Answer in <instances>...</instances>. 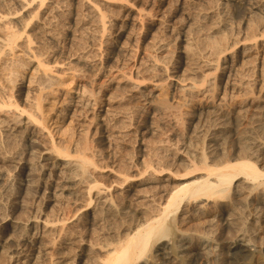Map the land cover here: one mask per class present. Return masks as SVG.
<instances>
[{
	"label": "bare ground",
	"instance_id": "obj_1",
	"mask_svg": "<svg viewBox=\"0 0 264 264\" xmlns=\"http://www.w3.org/2000/svg\"><path fill=\"white\" fill-rule=\"evenodd\" d=\"M107 1L0 0V60L3 55L14 56L11 64L2 65L6 74L0 72L6 77L3 81L0 76V195L5 199L13 192V169L21 165L20 169L27 173L23 189H29L30 178L33 180L34 174H40V189L49 190L51 203H60L62 209V216L54 217L37 211L30 228L16 226L15 231L20 232L16 234L19 236L17 247L20 246L16 253L22 257L25 253L20 251H24L27 244H32V248L26 256L28 260H20L12 252L8 254L9 264H64L58 260L66 253L56 249L69 241L72 243L66 251L65 264H162V261L206 264L208 258L220 250L237 260L253 257V245L250 246L254 240L249 239L253 228L243 231L240 241L221 246L213 243L212 234L211 238L202 237L204 229L196 228V233H187L182 227L193 215L210 213L206 207L215 212L213 220L204 221L209 224L206 230L212 229V232L215 226L220 229V226H230L237 207H231L224 200L232 189L237 193L240 189H250L256 191L263 203L258 213L253 211L259 214L255 223L261 228L264 222V164L259 168L260 163L258 165L255 159L264 160V97L251 98L246 103L244 99L243 106L236 109L230 106L231 110L225 111L223 105L216 104L220 100L216 102L213 93L210 99L214 106L186 111L184 106L172 105L162 96L163 99L151 104L149 93L133 91L148 82L162 85L178 76L175 54L179 47L175 41L179 38L183 40L184 56L189 64L198 67L201 61L210 66L214 63L216 72L223 54L241 41H256L259 35L264 36L263 16L258 18L261 8L257 2L253 3L255 0H208L207 4H203L206 0L201 4L198 1L202 0H191L193 5L187 8L184 5L190 3L187 0H181L184 4L174 0L172 8L169 7L171 0H143L140 9L133 14V9V12L124 13L112 7L113 0ZM119 1L135 6L130 0ZM179 2L188 12L184 19L175 16ZM213 8L217 9L213 11ZM114 18L122 19L119 28L122 33L111 43ZM229 19V24H222ZM130 21H137L138 26ZM242 23L246 27L241 29L244 36L238 31ZM16 49L25 51L28 59L34 62L29 82L39 83L37 94L30 97L28 92L26 100L17 95L21 90L15 91V83L19 74L25 78L28 69L25 67L31 63L15 58ZM239 52L240 55L246 53V49ZM238 54L233 52L231 56L237 58ZM38 73L42 74L39 75L42 79L36 81ZM52 74L59 78L55 79ZM208 77L203 74L189 77L190 88L203 87L209 83ZM185 78L188 80L187 76ZM171 81L169 86H172ZM73 84L81 85L74 91L80 96L78 100L73 95L71 99L68 97L61 112L63 118L67 114L75 119L76 137L68 140L69 143H58L47 126L43 103L50 94L57 93L54 87ZM174 95L177 96V92L171 98ZM24 115V121L19 120ZM23 123V127L18 126ZM44 130L49 139L38 141L35 133ZM62 159L68 160L63 162ZM240 178L250 185L244 187L238 182ZM4 199L0 202L1 214L4 213ZM225 207L231 210L228 208L230 213L222 217L221 210ZM219 212L217 226L214 221ZM79 213L82 214L78 216ZM44 215L46 218L40 223ZM72 219L76 229L69 226L64 229ZM188 227L190 231L191 224ZM76 237L79 240L76 241ZM5 251L9 250L0 252ZM259 264H264V260Z\"/></svg>",
	"mask_w": 264,
	"mask_h": 264
},
{
	"label": "rangeland",
	"instance_id": "obj_2",
	"mask_svg": "<svg viewBox=\"0 0 264 264\" xmlns=\"http://www.w3.org/2000/svg\"><path fill=\"white\" fill-rule=\"evenodd\" d=\"M101 1V3H108V1L107 0H99V2ZM104 1V2H103ZM130 1H132L131 2V4L132 3H135V6H131L129 3H126V2H124V1H119V0H113V1H111L110 3L111 4H113L114 6H112L113 8H117V9H120L121 11H124V13L127 11V12H129V10L130 11H132L131 9H133V14L134 13H137V11L140 9V6L142 5V3L143 2H145V1H143V0H139V3H138V0H130ZM143 1V2H142ZM168 1H170V0H168ZM174 0H171V2L169 3V7L170 8H172V5H173V2ZM183 1V0H182ZM182 1L180 0V2L182 3ZM188 2H190V3H187V5L186 4H184V2L182 3V4H184V5H182L180 2H179V4L176 6V9L175 10H177L176 11V14H175V16L176 17H178V18H180V19H184L183 17H187V10H185V8H187L188 6H190L191 5V0H187ZM254 1V0H253ZM259 1V2H258ZM204 2V0H202L201 2L200 1H198V3H203ZM255 2H257V4L259 5V7L261 8L260 9V11H264V4L262 5V2L264 3V0H255L253 3H255ZM138 5H137V4ZM141 3V4H140ZM208 3V0H206L203 4H207ZM225 3V2H224ZM232 4H234V2H231ZM260 3V4H259ZM119 4V5H118ZM189 4V5H188ZM219 4V3H218ZM218 4H215L216 6L218 5ZM104 5V4H103ZM123 6V8H122V6ZM140 5V6H139ZM143 5H145V3L143 4ZM183 7H182V6ZM192 5H193V3H192ZM215 5H213V6H215ZM117 6V7H116ZM119 6V7H118ZM121 6V7H120ZM125 6V7H124ZM139 6V7H138ZM111 7V8H112ZM127 7H128V9H127ZM178 7V8H177ZM185 7V8H184ZM127 10H126V9ZM180 8H182V9H180ZM124 9V10H123ZM217 8H213L212 10L214 11V10H216ZM219 10H220V7L218 8ZM179 10V11H178ZM136 11V12H135ZM183 11V12H182ZM180 12H182V13H180ZM262 12H259V16H258V18L259 17H262L263 16V19L262 18H259V19H262V20H264V13H262ZM179 13H180V15H181V17H180V15H179ZM184 13V14H183ZM212 14H213V12H211ZM258 13V12H257ZM179 15V16H178ZM183 15H186V16H183ZM257 16V15H256ZM114 20H116L115 18L113 19V21ZM121 22H120V21ZM178 20V19H177ZM115 22V23H114ZM112 24H114L113 25V28L114 29H112V35H114V36H111L110 37V42L112 41L113 43H114V41H115V39L118 37V36H120V34L119 33H122L121 32V30L119 31V28L121 27V25H122V19H117L116 21H114ZM117 22V23H116ZM228 22H230V19H229V21H226V22H224V23H222L223 25H226V24H229ZM130 23L131 24H133V23H137L136 25L138 26V22L137 21H130ZM238 23V22H237ZM243 24V23H242ZM242 24L240 25H238V26H240V30H238V31H241L240 33H242L241 35L242 36H244V32H243V30H241V29H244V24H243V26H242ZM115 25H117V26H115ZM120 25V26H119ZM119 26V27H118ZM116 27V28H115ZM131 28H132V26H131ZM239 28V27H238ZM246 28V27H245ZM135 29V32H136V27L134 28ZM133 29V30H134ZM246 31L248 32V30L246 29ZM115 33V34H114ZM242 36H241V38H242ZM179 39H180V41H179ZM177 41H175V43H178L177 44V48L179 49H177V51H176V54L178 55V56H176V54H175V58H176V68L178 67V69L176 70L175 69V74H176V76L177 77H172V78H170L169 80H168V82H166V83H164V84H153V83H151V82H148V83H146V84H143V85H141L138 89H136L135 91H133L134 93H137L139 90H141V92L142 93H144V92H146L145 94H150V99L152 100L151 101V104H154V101H158V100H161V99H163V98H166V99H168L169 101H170V103L172 104V105H174V104H176L175 106H178L179 104L180 105H182V106H184V109L186 110V111H189V110H198L199 108H201V107H212V106H214L213 104H212V99H210V97H211V95L214 93V95H215V97H216V102L218 101V100H220V101H218L216 104L218 105V104H221V106L223 105V109L225 110V111H228V110H231L230 108V106H232V109H236V108H238V107H241V106H243L246 102H248L249 100H251V98L252 99H257V98H260V97H264V36L262 37V36H258L257 37V40L256 41H241L237 46H235V48L234 49H232V50H229L228 52H226L225 54H223L221 57V60H223V61H221L220 62V68H219V70H217L216 72H215V67L214 66H216L214 63H211V66H210V64H208V63H205V61H201V62H199L198 63V67H193L194 65H191V63L189 64V60H187V59H185L186 57L184 56L185 54H184V43H183V40H181L182 38H179ZM244 39V38H243ZM242 39V40H243ZM111 42V43H112ZM183 43V44H182ZM181 45V46H180ZM246 49V53H243V54H241L240 55V52L239 51H242V49ZM239 53L238 54V56H237V58L234 56L233 58H232V53ZM27 53L25 52V51H22V50H20V49H16V51H15V58H22V59H20V60H25L24 62L25 63H31V65L29 66V67H25V68H28V69H26L25 70V78L24 77H22L21 78V76H20V74L18 75V78L16 79V83H15V85H16V88H15V91H18V90H21V94H18L17 93V95H22L21 97L22 98H24V100H26V95H27V93L28 92H30V97L34 94H37V91H39V83L37 84L36 82L35 83H30L29 81V79L30 78H28L29 77V74H30V72L33 70L34 71V65H33V61L32 60H30V59H28L29 57H28V55H26ZM230 54V55H229ZM11 55V54H10ZM9 54H8V56H5V55H3L2 56V59L0 60V66H2V65H4V64H6V65H9V64H11V60H13L14 59V56L12 55V56H10ZM18 55V56H17ZM10 56V57H9ZM17 56V57H16ZM180 56V57H179ZM228 56V57H227ZM243 56V57H242ZM9 57V58H8ZM12 57V58H11ZM177 57H179L178 59L179 60H177ZM230 59H231V61H230ZM7 60H10V61H7ZM208 60H212V59H208ZM249 60V61H248ZM253 60V61H252ZM2 61V62H1ZM4 61L6 62V63H4ZM179 63H178V62ZM224 61L225 62H228L229 61V63H224ZM254 62V63H253ZM185 63V64H184ZM201 64V65H200ZM248 64V65H247ZM6 65H4V66H6ZM203 65V66H202ZM209 65V66H208ZM223 65V66H222ZM245 65H247V66H245ZM4 66H2V68L0 69V72L2 73L3 72V69H4ZM186 66V67H185ZM191 66V67H190ZM200 66H202V68L203 69H200L201 67ZM205 66H206V68H205ZM237 66V67H236ZM174 67V66H173ZM189 67H190V71L188 72V69H189ZM185 68H187V69H185ZM194 68H196L197 69V71H196V69H194ZM205 68V69H204ZM208 68V69H207ZM212 68V69H211ZM230 68H232V69H230ZM22 69V68H21ZM20 69V71H24V69L23 70H21ZM211 71H210V70ZM231 70V71H230ZM233 70V71H232ZM30 71V72H29ZM32 71V72H33ZM182 71V72H181ZM234 71H235V73H234ZM185 72H187L186 74H185ZM247 72V73H246ZM0 73V76H1V79L4 81H6V77H5V75H3V74H6V72H3V74H1ZM237 73V74H236ZM28 74V75H27ZM174 74V75H175ZM184 74V75H183ZM197 75V76H201V74H203V75H209L210 76V78L208 77V80L207 81H209V83L207 84H205L203 87H201V88H194V87H192V88H190L191 87V85L190 84H192L191 83V81L189 80V77H192L193 75ZM239 74V75H238ZM27 75V76H26ZM42 75L41 73H38V75L36 76V81H37V79H39V80H41L42 78L40 77V76ZM53 75V74H52ZM52 75H51V77H52ZM219 75V76H218ZM246 77H245V76ZM4 76V77H3ZM53 76H55L56 78L55 79H57V78H59L57 75H53ZM188 77V80H186V78L185 77ZM239 76H241V77H239ZM250 78H249V77ZM38 77V78H37ZM184 77V78H183ZM214 77V78H213ZM219 77V78H218ZM5 78V79H4ZM52 78H54V77H52ZM221 78H223V79H221ZM233 78V79H232ZM241 78V79H240ZM184 79V81H186V82H182V80ZM38 80V81H39ZM44 80V79H43ZM172 80V81H171ZM219 80V81H218ZM169 81H171L170 82V84L172 83V86L170 85L169 86ZM221 81V82H220ZM40 82V81H39ZM177 83V84H176ZM217 83H219V84H217ZM168 84V85H167ZM189 84V85H188ZM217 84V85H216ZM5 85H7V83L5 82ZM76 85H79L78 87L76 86ZM219 85V86H218ZM8 87H9V85H7ZM184 86V87H183ZM79 87H81V85L80 84H73V85H71L70 87H54V90H56V92L57 93H52V95L50 94L48 97L50 98H47V101L46 102H44L43 103V107L45 106V108H44V112L47 114V115H45L46 116V123H47V126H49V128H50V131L52 132V134H53V136L56 138L55 140H57V142L59 141H61V142H67V143H69L70 141H68V140H73L75 137H76V133H74V129H75V119L72 117V115H67V114H65V117L63 118V112H61V111H63V109L65 108V106L67 105V104H64V103H68L66 100L67 99H71V95H73L74 97H75V100H78L77 98L80 96V93L78 94L77 92H74V91H76V89H78ZM166 89H165V88ZM180 87V88H179ZM182 87V88H181ZM210 87V88H209ZM59 88V89H58ZM65 88V89H64ZM76 88V89H75ZM141 88V89H140ZM38 89V90H37ZM67 89V90H66ZM190 89V90H189ZM195 89V90H194ZM63 90V91H62ZM73 90V91H72ZM138 90V91H137ZM143 90V91H142ZM167 90V91H166ZM181 90V91H180ZM211 90V91H210ZM213 90V91H212ZM59 91V92H58ZM166 91V92H165ZM180 91V92H179ZM187 91V92H186ZM194 93H193V92ZM210 91V92H209ZM250 91V92H249ZM32 92V93H31ZM68 92V93H67ZM71 92V93H70ZM177 92V96H173L172 98H171V96H172V94L173 93H176ZM19 93H20V91H19ZM65 93V94H64ZM165 93L167 94V93H169V94H167V95H165ZM178 93H181V94H179L178 95ZM190 93H192V95L194 96V95H196L197 96V98L199 99H202L201 101H200V99L197 101V98H194V97H196V96H192ZM249 93V95H247ZM45 94H47V91L44 93V95ZM70 94V95H69ZM183 94H187L186 95V97H184V95ZM257 94V95H256ZM65 95V96H64ZM245 95H247V96H245ZM62 96H64V97H62ZM163 98H162V97ZM168 98H167V97ZM181 96V97H180ZM182 96H183V98H182ZM187 96H189V97H187ZM204 96H205V99H204ZM33 97V96H32ZM66 97V98H65ZM69 97V98H68ZM156 97V98H155ZM208 99H207V98ZM246 97V98H245ZM152 98H154V99H152ZM159 98H161V99H159ZM175 98H176V100H175ZM181 99L180 101H179V99ZM219 98V99H218ZM249 98V99H248ZM262 98H260V99H262ZM48 99H49V101H48ZM81 99V98H80ZM156 99V100H155ZM172 99L174 100V101H172ZM188 99H191V101H189ZM195 99V100H194ZM221 99H224V101H222L221 102ZM246 100V101H244L243 102V100ZM264 99V98H263ZM178 100V101H177ZM184 100V101H183ZM209 100V101H208ZM64 101H66V102H64ZM194 101H197V102H194ZM208 101V102H207ZM228 101V102H227ZM264 101V100H263ZM175 102V103H174ZM178 102V103H177ZM183 102V103H182ZM185 102V103H184ZM192 102V103H191ZM203 102V103H202ZM220 102V103H219ZM188 103H190V105L188 104ZM243 103V104H242ZM204 106H203V105ZM211 104V105H210ZM187 105H189V106H187ZM197 105V106H196ZM202 105V106H201ZM207 105V106H206ZM224 105H225V108H224ZM185 106H186V108H185ZM194 106V107H193ZM228 106V107H227ZM47 107V108H46ZM191 108V109H190ZM198 108V109H197ZM227 108H229V109H227ZM51 110V111H50ZM60 114V115H59ZM10 116H12V115H10ZM61 116H62V118H61ZM49 118V119H48ZM24 119H25V115L21 118V119H19V120H23L24 121ZM63 119V120H62ZM73 119V120H72ZM23 125H24V123L23 124H21V125H18V126H21V127H23ZM32 128V127H31ZM36 129V128H35ZM67 129V130H66ZM65 131H66V133H65ZM68 132V133H67ZM74 133V134H73ZM36 134V137H37V139H38V141L39 140H43V139H45V140H47V139H49V136H48V132L46 131V130H44L42 133H35ZM68 134V135H67ZM38 135V136H37ZM46 135V136H45ZM75 135V136H74ZM40 136V137H39ZM71 136H74V137H71ZM43 138V139H42ZM61 138V139H60ZM63 140V141H62ZM58 142V143H59ZM264 142V141H263ZM66 144V143H65ZM23 146V145H22ZM63 160V162H67V160L68 159H62ZM256 161L255 162H258V165H259V163H260V165L258 166L259 168H262L264 165V160L261 158V159H255ZM263 165V166H262ZM22 167H23V165H22ZM21 168V165H17V166H15V168L13 169V183H14V185H15V189H13V192L10 194V195H7V197H5V199H4V197L2 198V196L0 195V202L4 199V206H2L3 208H4V210H2V213L3 214H1V211H0V251H4L5 249H7V251H8V253L5 251V252H0L1 254H2V256H1V258L4 256H8V254L10 255L11 254V252L12 253H14V254H16L15 256H17L18 254L16 253L18 250H20V246H19V248L17 247L18 246V244H19V240L18 239H16V238H18L19 236V230L18 231H15L16 229H17V227L18 226H20V227H27V228H30L31 226H32V223H33V221L35 220L34 219V217L36 216V212L37 213H42V214H45L46 216H48V214H49V216H52V217H54V216H57V215H61L62 216V209L60 208V203H59V205L58 204H56V203H51V195H52V193H50V191L49 190H46V189H40V185H41V175L40 174H34V178H33V180H31V178H30V181H31V183H30V188L29 189H27V188H24L23 189V186H22V184L24 183V180L27 178V173H26V171L25 170H22V169H20ZM262 169H264V167L262 168ZM262 169H260V170H262ZM22 170V171H21ZM19 171V172H18ZM262 171H264V170H262ZM40 175V176H39ZM19 176V177H18ZM37 176V177H36ZM242 178H240L239 179V183H241V184H243V186L244 187H247L248 185H250V182H248V181H245V184H244V182H242V181H244V179H242ZM34 183H33V182ZM21 182V183H20ZM40 182V183H39ZM33 183V184H32ZM35 184H36V186H35ZM35 186V187H34ZM20 188V189H19ZM34 188V189H33ZM236 192V193H235ZM248 192H249V194H248ZM1 193V192H0ZM20 193V194H19ZM235 193V194H234ZM238 193H241V195L240 194H238ZM237 193V191L235 190V189H232L231 191H230V193H229V197L227 198V200H224V202L225 203H230V206L231 207H237L236 208V217H234V220L231 222V223H233V224H231L230 226H220L221 227V229L219 228V227H216L215 226V228H216V230H213L212 232H211V230L212 229H210V232H209V229L208 230H206V228H207V226L209 225V224H205L206 222H209V221H211V218H212V220H213V216H214V214H215V212H214V210L212 211V209H209V207H206V209L208 208V212H210V213H208V214H206V215H204V214H201V216H200V214L199 213H197L196 215H193V217L191 218V219H193L192 221H191V219L189 220V222H191V223H186V225H184L183 227H182V229L183 230H185L187 233H196L195 232V230H196V228L197 229H200V231H201V229H204V231L206 232H204V233H202L201 235H202V237H207V238H211L212 236L214 237H212L211 238V240L213 241V243H215V244H219V245H221V246H230L231 244H233L234 243V241H240V239H243V237L241 236V234L243 233V231H246L247 229H250V228H255V231L253 230H251L250 231V233H249V236H250V238L249 239H252V241H253V243H252V241L250 242V243H252L251 244V246L250 247H252V245H253V247L251 248V251H252V253L254 254V256L253 257H248V258H245V260H237L236 258H234V257H231L229 254H227V251L225 252L224 250L222 251V250H220V252H218V254H217V252L216 253H214L215 255H212L211 257H209L208 259L209 260H207V262H206V264H259V263H263V260H264V222L261 224V228H259L258 227V224L257 223H255V222H258V220H257V218L256 217H258V215L259 214H255V212L253 213V211H255L256 210V212L257 211H259L260 210V208L262 207V205H263V203H261V201L259 200V198L257 197V193H256V191H254V192H251L250 191V189L249 190H247V189H243V190H241L240 189V191ZM245 193V194H244ZM255 193V194H254ZM2 194V193H1ZM17 194V195H16ZM42 194V195H41ZM231 194V195H230ZM247 194V195H246ZM4 195V194H3ZM23 195V196H22ZM236 195V196H235ZM246 195V197H243V196H245ZM33 196V197H32ZM38 196V197H37ZM40 196V197H39ZM234 196H235V198H234ZM239 196V197H238ZM256 196V197H255ZM231 197L233 198V199H231ZM237 197H238V200H237ZM6 198H8V199H6ZM41 198V199H40ZM241 198H243V199H245V200H243V202H242V200H241ZM248 199V200H247ZM256 199H258V200H256ZM25 200V201H24ZM39 200V201H38ZM232 200V201H231ZM229 201V202H228ZM235 201V202H234ZM237 201V202H236ZM239 201V202H238ZM257 201V202H256ZM38 202V203H37ZM40 202V203H39ZM41 202H42V204H41ZM45 202V203H44ZM251 202V203H250ZM252 202H254V203H252ZM257 204H256V203ZM30 203V204H29ZM232 203H233V205H232ZM237 203H238V205H237ZM243 203V204H242ZM260 203V204H259ZM208 205L210 204V202L209 203H207ZM236 204V205H235ZM240 204H242V205H240ZM57 205L59 206V207H57ZM207 205V206H208ZM211 205H212V202H211ZM211 205H209V206H211ZM257 205V206H256ZM261 205V206H260ZM34 206V207H33ZM52 206V207H51ZM241 206V207H240ZM250 206V207H249ZM1 207V208H2ZM27 209H26V208ZM93 207H94V204H93V206H91L90 207V209H89V211H91L92 209H93ZM230 207V208H231ZM240 207V208H239ZM259 207V208H258ZM229 207H225V208H223L224 209V211H223V209L221 210V214L223 213V216L222 217H224V216H226V215H228L229 213H230V210L228 209ZM254 210H253V209ZM29 209V210H28ZM38 209V210H37ZM41 209V210H40ZM227 209V210H226ZM242 211H241V210ZM252 211H251V210ZM257 209H259V210H257ZM21 210H23V211H21ZM55 210V211H54ZM59 210V211H58ZM85 210V209H84ZM84 210H82V213H85L84 212ZM210 210V211H209ZM240 210V211H239ZM243 210H244V212H243ZM52 211H54V212H52ZM23 212H25V213H23ZM57 212V213H56ZM58 212H59V214H58ZM239 212V213H238ZM242 212V213H241ZM249 212V213H248ZM28 213V214H27ZM53 213H55V214H53ZM82 213H79L78 214V216L80 215V214H82ZM238 213V214H237ZM244 213V214H243ZM253 213V214H252ZM258 213V212H257ZM4 214H5V216H4ZM226 214V215H225ZM246 214H248V215H246ZM28 215V216H27ZM35 215V216H34ZM45 215L44 216H42V219L40 220V223H43L42 221H44V218H46L45 217ZM202 215H203V219H202ZM211 215V216H210ZM216 215H218L217 217L218 218H215L216 220L214 221V224H215V222H217V224H215V225H217L218 226V220H219V215H220V212L218 213V214H216ZM3 216V217H2ZM7 216V217H6ZM201 218H200V217ZM240 218H239V217ZM245 216H246V218H245ZM253 216V217H252ZM18 217V218H17ZM23 217V218H22ZM26 217V218H25ZM28 217V218H27ZM199 218V220H198V218ZM221 217V218H222ZM241 217L243 218L242 220H241ZM249 217V218H248ZM5 218V219H4ZM19 218L21 219V220H19ZM77 218V217H76ZM76 218L74 219V220H76ZM208 218H210L209 220H207ZM17 219V220H16ZM240 219V220H239ZM244 219H245V221H244ZM19 220V221H18ZM27 220V221H26ZM74 220L72 219V220H70L69 222H67L66 224H67V226L65 225V227H64V229H67L68 228V226L69 227H72L71 229H73V230H75L76 228L73 226V224H72V222H74ZM198 220V221H197ZM204 222L205 220H206V222H204L203 224H201L202 223V221ZM238 220V221H237ZM22 221V222H21ZM196 221H197V223L201 226H199L198 227V225H197V223H196ZM237 223H235V222ZM194 222V224H192ZM200 222V223H199ZM246 222V223H245ZM252 222V223H251ZM13 223V224H12ZM235 223V224H234ZM242 223V224H241ZM255 223V224H254ZM15 224V225H14ZM20 224V225H19ZM24 224V225H23ZM72 224V225H71ZM191 224V230L189 231V229H190V227H188L189 225ZM205 224V225H204ZM256 224H257V226H256ZM23 225V226H22ZM30 225V226H29ZM188 225V226H187ZM192 225H194V226H192ZM207 225V226H206ZM235 225V226H234ZM240 225H242V226H245V227H240ZM263 225V226H262ZM17 226V227H16ZM59 227H60V225H58ZM58 226H55V229H58L59 227ZM255 226V227H254ZM13 227H15L14 228V232H13ZM57 227V228H56ZM188 227V228H187ZM206 227V228H205ZM92 228V227H91ZM214 228V229H215ZM218 228V229H217ZM239 228L241 229H243L242 230V232H240V230H239ZM259 228V229H258ZM10 229V230H9ZM69 229V228H68ZM195 229V230H194ZM223 229V230H222ZM217 230H218V232H217ZM236 230H239L238 232L236 231ZM192 231H194V232H192ZM220 231H222V232H220ZM258 231V232H257ZM261 231V232H260ZM11 232V233H10ZM16 232V233H15ZM19 232V233H18ZM76 232V231H75ZM202 232H203V230H202ZM240 232V233H239ZM252 232H253V234H252ZM13 233H15V234H13ZM76 233H81L82 234V232L80 231V232H76ZM227 233V234H226ZM229 233V234H228ZM254 233H256V235L254 236ZM16 234H18V235H16ZM78 234H76L75 236H77V237H79L80 235H78ZM204 234V235H203ZM207 234H209V235H207ZM210 234H212V236H210ZM9 235V236H8ZM10 235H11V237H10ZM17 237H16V236ZM206 235V236H205ZM251 235H252V237H251ZM261 235V236H260ZM15 236V237H14ZM86 236V235H85ZM242 238H241V237ZM14 237V238H13ZM76 237V241L77 240H79L78 238ZM234 237V238H233ZM232 238V239H231ZM255 238V239H254ZM7 239V240H6ZM18 241H16V240ZM75 239V238H74ZM229 239V240H228ZM215 240V241H214ZM216 240H218V241H216ZM231 240V241H230ZM242 241V240H241ZM11 242V243H10ZM243 242V241H242ZM263 242V243H262ZM68 243V244H67ZM64 246H59V248L58 249H56L57 250V252H59V253H63V254H67V250H69V245H71V243L72 242H67ZM224 243V244H223ZM254 243H255V245H254ZM258 243V244H257ZM17 244V245H16ZM230 244V245H229ZM3 246L5 247V248H3ZM10 246V247H9ZM261 246V247H260ZM26 248H25V252L24 251H20V252H23V253H25L24 255H23V253H22V257H21V255L19 256L18 255V259H22L23 258V261H24V259L25 258H27L26 256H28L31 252H30V250H31V248H32V244L31 245H29V244H27V246H25ZM64 247H65V249H64ZM68 249H67V248ZM71 247V246H70ZM15 248V249H14ZM3 249V250H2ZM62 251V252H61ZM67 251V252H66ZM222 252V253H221ZM6 253V254H5ZM27 253V254H26ZM220 253V254H219ZM224 253V254H223ZM0 254V255H1ZM5 254V255H4ZM65 254V255H66ZM62 255V254H61ZM61 256L60 257V259L58 260L59 262H64V264L66 263V256ZM218 255V256H217ZM221 255H224V256H221ZM3 257V259H5L4 261H6V262H4L1 258V262H2V264H9V262H10V260H8L9 258L7 257H5L4 258ZM64 257V258H63ZM213 257V258H212ZM217 257V258H216ZM224 259H223V258ZM227 257V258H226ZM261 257H262V259H261ZM32 258V257H31ZM63 258V259H62ZM229 258V259H228ZM7 259V260H6ZM20 259V260H21ZM29 258H27L26 260H28ZM254 259H256V260H254ZM215 260V261H214ZM260 262H259V261ZM262 260V261H261ZM162 261V260H161ZM160 261V262H161ZM257 261V262H256ZM4 262V263H3ZM163 262H164V264H171L172 262L171 261H162L161 263L163 264ZM248 262V263H247ZM142 263V262H141ZM140 263V264H141ZM173 264V263H172Z\"/></svg>",
	"mask_w": 264,
	"mask_h": 264
}]
</instances>
